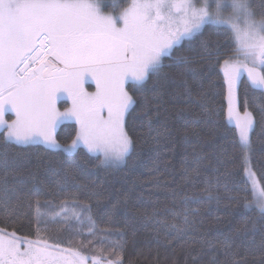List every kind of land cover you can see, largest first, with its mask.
Segmentation results:
<instances>
[{"label": "snow or ice", "instance_id": "1", "mask_svg": "<svg viewBox=\"0 0 264 264\" xmlns=\"http://www.w3.org/2000/svg\"><path fill=\"white\" fill-rule=\"evenodd\" d=\"M165 67L181 76L222 69L220 87L226 86L233 126L226 146L209 135L210 154L203 147L185 148L179 175L170 156L177 150V130L158 127L156 119L164 107ZM184 84L175 95L188 101L195 95L199 109L176 111L188 145L225 106H213L202 85L194 92ZM257 128L264 133V0H0V146L43 145L68 154L51 169L57 191L43 202L32 189L17 195L8 176H0V216L27 218L35 237L0 226V264H134L124 259L127 234L99 226L100 217H94L114 194L95 182H79L89 155L97 167H135L134 137L155 159L147 179L126 175L124 183L131 185L128 193L146 190L149 200L155 190H167L163 202L155 199L138 215L156 245L181 250L182 259L170 264H264V240L257 255L245 239L257 224L264 228V140L253 139ZM81 148L88 155L74 160ZM17 155L0 151L6 173ZM221 155L239 165L238 181L227 165L214 177L203 174L201 162L210 156L219 162ZM30 174L35 180L37 172ZM121 195L114 210L127 203L128 194ZM221 204L226 215L233 205L245 210L238 227L221 229Z\"/></svg>", "mask_w": 264, "mask_h": 264}, {"label": "trees", "instance_id": "2", "mask_svg": "<svg viewBox=\"0 0 264 264\" xmlns=\"http://www.w3.org/2000/svg\"><path fill=\"white\" fill-rule=\"evenodd\" d=\"M205 35H207V33ZM165 63L168 64L170 62L165 61ZM163 71L168 74V79L162 81V99L164 107L161 108L160 115L156 118L158 121L157 126L162 129L164 126H167L177 130V150L175 153L170 154V156L172 163L176 165L177 175H179V167L184 157L185 148H187V151L191 152L193 148L203 147L205 153L210 154L212 148L207 143L209 135L214 133L216 143L226 146L227 141L231 139L228 129L233 126L227 121L226 86L223 89L220 87L223 83L222 69L214 68L211 71H205L204 68H201L195 75L186 74L184 76H181L180 70L175 67H165ZM200 72H203V75H200ZM242 80L246 82L247 77H242ZM185 81H187L194 92L202 85L204 90L209 92L213 106L217 107L218 110L221 104L225 106L221 114L216 118V122H206L201 125L199 129L201 131V136L199 138H193L188 145L183 143V137L179 133V130L182 128V122L177 120L176 111L178 108L188 107L189 105L195 111H199V109L197 108V98L195 95L191 101H188L186 97L175 95L184 91ZM221 93H223V95H221ZM146 94L149 96L152 95V83L147 85ZM248 110L253 111L255 115L251 101L249 102ZM241 112H243V109H241ZM138 123L137 121V124ZM64 127L65 125L60 127L58 134ZM256 133L257 135L253 137L254 140L258 138L264 140V133H261L259 128L256 129ZM130 135H132L131 132ZM134 139L136 142V151L139 153V159L136 161L135 167H130L129 165H122L120 168L112 169L103 166L97 167L96 157L89 155L86 160L87 171L79 177V182H95L109 189L114 194L113 201H105L101 205L100 211L94 212V217L97 215L100 217V219L97 220L99 226L113 227L114 229L118 228L120 231L127 234L128 245L124 255L125 261L131 257L134 264H170L173 258L182 259L181 250L179 248H176L174 251L171 249L165 250L164 247L156 245L151 239V229L145 226L146 222L138 215L140 211L145 209L150 210L155 199L158 198L163 202L167 195V190L163 187L155 190L153 199L149 200L146 190L138 189L135 192L128 193V188L131 187V185L124 183V177L126 175L130 180H135L137 178L147 179L149 170L152 168L155 159L154 154L149 152L143 141L136 137H134ZM61 142L63 143V141ZM254 146L259 150L260 143L257 142ZM5 150L12 154H18L17 158L11 162L7 173L4 171L3 167L0 166V176L7 175L10 184L15 185L20 190L17 195L22 196L25 191L32 189L42 202L45 199H50V193L57 191L55 186L57 177L53 175L51 169L58 168L59 164L57 161L62 160L68 154L52 152L43 145H30L26 147L10 145L6 149L0 146V151ZM77 151L81 152L82 155H73L72 158L74 160L79 161L83 156L88 155L86 149L81 148ZM256 158H260L259 152ZM38 164L39 167L37 168ZM225 165L233 167L235 174L234 178L238 181L242 175L239 171V165L233 166L231 161L225 156L221 155L219 162L216 158L211 156L208 160L201 162L203 174L209 177H214L222 173ZM217 169H219V173H217ZM32 170L37 172L35 180H33L30 174ZM141 191H143V195H141ZM122 193L128 194L129 198L127 203H121L120 206L114 210L112 208V203L116 198L123 200ZM227 211L228 210L225 209L223 204L217 209L218 214L224 221V223L220 225L221 229L224 231L238 227L243 222L246 215L245 210L236 205L232 206L229 215H226ZM0 226H6L9 230L14 229L19 235H30V238H35L31 235L32 228L28 223V219L25 217L8 220L0 216ZM134 230L135 235L132 234ZM60 239L66 240L67 237L61 234ZM245 239L247 242H250V246L254 250H257L258 255L257 246L261 240H264V228H262L260 224H257L256 230L254 232H249ZM65 247H67V245H65Z\"/></svg>", "mask_w": 264, "mask_h": 264}, {"label": "rangeland", "instance_id": "3", "mask_svg": "<svg viewBox=\"0 0 264 264\" xmlns=\"http://www.w3.org/2000/svg\"><path fill=\"white\" fill-rule=\"evenodd\" d=\"M89 85H91V89H94V85L91 83V82H89ZM90 89V90H91ZM69 105H70V101H69ZM13 115V114H12ZM58 130H59V128H58ZM122 166V165H121ZM23 247V246H22ZM109 258H111V257H109Z\"/></svg>", "mask_w": 264, "mask_h": 264}, {"label": "flooded vegetation", "instance_id": "4", "mask_svg": "<svg viewBox=\"0 0 264 264\" xmlns=\"http://www.w3.org/2000/svg\"><path fill=\"white\" fill-rule=\"evenodd\" d=\"M66 102L69 104V101H64V100H61V101H59L58 103H59V104H64V103H66ZM61 126H62V125H61ZM61 126H60V127H61ZM59 129H60V128H59Z\"/></svg>", "mask_w": 264, "mask_h": 264}, {"label": "crops", "instance_id": "5", "mask_svg": "<svg viewBox=\"0 0 264 264\" xmlns=\"http://www.w3.org/2000/svg\"><path fill=\"white\" fill-rule=\"evenodd\" d=\"M89 82H91V81H89Z\"/></svg>", "mask_w": 264, "mask_h": 264}]
</instances>
